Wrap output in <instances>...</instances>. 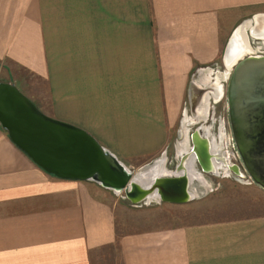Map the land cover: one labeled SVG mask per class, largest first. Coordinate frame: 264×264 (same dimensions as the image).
<instances>
[{
  "label": "crops",
  "instance_id": "0c3cea01",
  "mask_svg": "<svg viewBox=\"0 0 264 264\" xmlns=\"http://www.w3.org/2000/svg\"><path fill=\"white\" fill-rule=\"evenodd\" d=\"M60 4L73 2L0 0V65L12 76L4 81L13 80L31 97L7 70L8 64L47 80L54 105L51 112L39 106L44 113L86 129L116 157L132 164L165 150L193 70L217 60L222 41L240 19L264 12V0H90V7L118 6L120 12L103 8L90 13L86 87L84 81L70 77L69 62L59 72L53 48L50 51L47 8ZM134 5L144 9L128 13L127 7ZM263 26L264 21L259 28L264 30ZM217 73L214 79L207 75L193 80L197 119L210 116L208 99L219 94L222 83ZM206 85L210 92L201 96L198 90ZM68 101L72 112L63 105ZM181 131L179 146L186 150L190 133L186 123ZM199 135L209 139L220 160H213L212 174L232 181L222 179L225 184L214 188L191 156L183 161L184 170L169 176L183 177L186 198L162 202L197 209L196 204L216 190V198L235 197L237 207L213 216L196 213L199 219L187 213L181 224L126 232L119 236L123 264H264V189L228 168L229 154L219 151L225 148L224 135L227 139L224 127L215 137L208 132ZM165 158L144 164L134 181L147 187L153 177H166L160 169ZM103 190L95 181L61 179L43 171L0 127V264H91L93 251L112 244L117 236L116 207Z\"/></svg>",
  "mask_w": 264,
  "mask_h": 264
},
{
  "label": "water",
  "instance_id": "95a60500",
  "mask_svg": "<svg viewBox=\"0 0 264 264\" xmlns=\"http://www.w3.org/2000/svg\"><path fill=\"white\" fill-rule=\"evenodd\" d=\"M256 14L251 17L252 26ZM241 24L229 35L222 54L224 65L230 68L225 93L227 111L241 163L248 177L264 189V55H245L227 64L232 58L235 30ZM248 31L252 36L251 30ZM190 86L188 99L192 106L197 94L191 90L192 82ZM221 89L216 97H210L219 99L223 86ZM199 93L203 95V89ZM0 127L39 168L55 177L90 180L114 190L124 189L135 201L152 197L158 181L162 197L186 198L185 181L177 177L167 180L153 177L147 187L138 185L130 177L131 171L90 132L47 115L12 81H0Z\"/></svg>",
  "mask_w": 264,
  "mask_h": 264
},
{
  "label": "rangeland",
  "instance_id": "374dc122",
  "mask_svg": "<svg viewBox=\"0 0 264 264\" xmlns=\"http://www.w3.org/2000/svg\"><path fill=\"white\" fill-rule=\"evenodd\" d=\"M62 1L65 4L68 1H72L73 4L65 6V5H61L62 4L61 3L58 6H52L50 8L49 7L47 8L48 14L49 15L51 14L50 20L47 21V27L48 29L50 28V26L52 27L51 28L52 36H49L50 37L49 40L51 41L53 47L52 46L50 47V51L52 48H53L52 51L53 50L55 51V52L53 51V53L55 54L54 61L57 65L60 66L58 68L59 69L61 68L59 72H63L64 65L68 66L67 63L69 62L70 66H72V68L69 70L70 77L77 78L80 83H83L84 81V84H87L85 85L87 87L90 86V13L93 14L99 11L102 12L103 8H105V12L116 13V12H120V7L105 6V7H100V9H98L97 7H90V0H62ZM86 1H88L89 4H86L85 3ZM141 9L144 8L138 5H134L131 7H127V12L139 13ZM258 13H264V12H258ZM252 15L253 14L250 15L249 13L248 15L244 16V18L240 19V21H238L236 24L239 25L244 21L251 19ZM148 23H149V27L152 28L151 21ZM146 25L148 24L145 23L144 26ZM237 25H235V27ZM66 32L69 33L67 34ZM227 39L228 37H226L224 41H222V48L220 50V54L214 63H211L210 65H205L201 68L198 67L194 69L192 74L190 75V81L186 91L187 95L182 110L180 112L178 121L174 125V127L170 128V133L167 137L166 146H164L166 147L165 150L162 149L161 151L156 153L160 155V157H157L158 155H154L153 159H149L148 161H136V164L129 163V161L117 157L118 160H120L131 171L130 174L131 178L134 179V176L141 171V168L143 166L151 165L149 164L150 162L152 163L153 160L156 161V159H160L164 155L168 157L169 160L172 161L171 162L172 164L175 162L177 163L178 158L180 157L179 153L187 151V149L186 150L183 149L185 148L184 146H182L183 144L181 145L182 147L179 146V142H181L183 139L181 126L185 123L192 131L200 126L207 127V125H209L211 129L207 130V132L208 135L210 133L211 136L213 137L218 135L220 131L219 125L223 123L224 131L225 134L227 135V139L228 137L231 139L232 134L230 130V125L227 122L228 118H227V104H226V94H225L228 76L227 78H223L224 75L225 77L226 75H229L230 71L227 70V67L224 65V62L222 60V54ZM250 44L255 48V50L252 53H248L246 55H264V40H259L250 36ZM4 67L5 65H0V81H4L9 77L7 76L8 74L5 73ZM6 68L11 74L13 73L15 81L18 82L19 86L22 88L24 92H26V94H29V96H31L29 98L38 107L40 106L44 110L51 112L49 110V107L53 106L54 102L52 99V95L47 80H42L41 78H39L36 75H33L27 70L20 69L12 64H8ZM64 72H68V71L64 70ZM216 72H218L217 74L218 76H220V79H222V83H223L222 85L223 96L221 102L219 103V112H217L214 117H212V113H211L206 121H203V119L200 118L196 122H190V120H188L187 118L188 115H190L193 119L194 118L197 119L199 117L195 113L196 107L194 110L193 107H191L190 103H188V93H189L190 83L194 79L199 80L201 79L200 77L205 78V76L207 75L209 76L211 75L210 79H214ZM9 78H12V76ZM72 103L74 104V102ZM63 105L68 109L67 110L68 112H72V110L70 109L71 105L69 101L63 103ZM185 119L186 121L184 122ZM73 120L81 123L85 122L84 118L82 119L73 118ZM87 120L88 119L86 118V121ZM203 128L200 130L201 134L205 133ZM227 139H225V135H224L223 141L226 142ZM225 152H227L226 154H230L231 150ZM236 152H235L236 158L231 156L230 157L231 159L230 158L228 159L233 165H236V169L239 171L237 174H239L241 177L242 175L248 176L247 172L245 171L241 163V158L239 155L237 156ZM218 171L219 174H222L221 169H219ZM236 172L234 171V173ZM204 177L210 180L212 179L211 181L213 183L214 188L218 186L217 183L219 184V186L221 183L225 184V182H221L225 179L231 180V178H224L222 175H214L212 173H204ZM224 184H222L223 187ZM96 185H99V187H101L102 190L104 189L103 190L104 193L109 195L110 200L113 202V204L116 207L117 236L115 242H113L112 244L93 251V253L91 254V264H123L121 251H120L121 249H120L119 236L125 234L126 232H135V231L145 230L148 228L163 227L169 224H181L182 222L185 221L184 219L188 218L189 214L187 213H195L192 214L195 219H199V217H195L196 213H200L201 216L219 215L221 214L220 212L222 210L229 212L231 211L232 208L234 207L236 208L238 205V200L235 197L216 198L217 195H219L216 194V190L207 193L209 194V196L211 195L210 198L204 200L201 204H196L197 206L200 205L199 208L189 209V208H184L183 205L181 204H171V203L162 202L160 200L155 199V197L154 198L147 196L144 198L140 197L137 201H135L134 199H132V197L129 194H127V192L124 189L114 190L109 187H104L97 182ZM197 202L198 201L194 203Z\"/></svg>",
  "mask_w": 264,
  "mask_h": 264
},
{
  "label": "flooded vegetation",
  "instance_id": "af4514ba",
  "mask_svg": "<svg viewBox=\"0 0 264 264\" xmlns=\"http://www.w3.org/2000/svg\"><path fill=\"white\" fill-rule=\"evenodd\" d=\"M216 96L217 95H215V97ZM222 96L219 99H217V100L214 97H209V99H208L209 106H208L207 112L209 113V115L212 113V117H214L216 115V113L219 112V103L221 102ZM188 101H189V99H188ZM191 102L192 101L190 100L189 101L190 105H191ZM226 104H227V102H226ZM227 118H228V111H227ZM201 119H203V118H201ZM196 121H198V119H196L193 122H196ZM203 121H206V120L203 119ZM227 122L230 125L229 118H228ZM219 123H221V122H219ZM202 128L203 127L200 126V127L196 128L193 131L190 130L189 140H188L187 143H185V146H188L187 147V151L183 152V155L178 158L177 163L175 162V163L172 164L171 163L172 161L169 160L168 157H166L163 166L160 168V169L163 170V172H164L163 175L166 176V177H161V174H160V176H157V177L155 176V178H157V179H166V180L170 179L171 177H169V176H174L176 173L180 172L181 170H184L185 167L183 166V161H185L186 159H189L191 156H193V159H194V162H195V164H194L195 167L201 173H214L215 174V172H214V170L212 168L213 160L215 162H219L220 160L216 159V153L217 152H213L212 144L209 141V139L199 135V132H200V130ZM210 129L211 128L209 126H207L206 128H203L204 132H207V130H210ZM222 129H223V127H220V130H222ZM230 130H231V128H230ZM227 141H228V143L225 142V144H224L225 148L224 149L221 148L219 151H221L222 154H224L225 153V151H224L225 149L231 150V153H230L231 155L229 154L228 157L230 158L231 156H233V157L236 158V155H235L236 146H235V143H233L234 140H233L232 135H231V139L228 137ZM236 154L238 156L237 152H236ZM224 161H226V159ZM227 166H228L229 169L239 172L236 169V165H233V164L230 163ZM177 178L178 179H183V177H178V176H177ZM158 184L160 185L161 182L157 181V187L153 188L154 191H155L153 195H156V197L159 200H161V201H171V202H177V203L183 202V200H179V199L174 200L173 198H169V197H165V196L162 197L158 193V188H159ZM165 184H167V183H165ZM174 184H177V181ZM166 187H169V184H167ZM175 187H178V186L175 185Z\"/></svg>",
  "mask_w": 264,
  "mask_h": 264
},
{
  "label": "bare ground",
  "instance_id": "6f19581e",
  "mask_svg": "<svg viewBox=\"0 0 264 264\" xmlns=\"http://www.w3.org/2000/svg\"><path fill=\"white\" fill-rule=\"evenodd\" d=\"M263 21H264V14L259 13V14L255 15V24L253 26L251 25V23H252L251 21L250 22L245 21L240 26L237 27V29L235 30L234 37L232 39V48H231V50H232V56L231 57L232 58L231 59L229 58L227 64L230 65L232 62H234L236 60L237 57H242L248 53H252V51H250V47L248 45V42L250 43V36H251V35H249L248 29L251 30V34H252L251 37H253V38L256 37V38L264 40V30H261L259 28V25ZM244 31H246V35L244 34L245 33ZM226 67H227V70L230 71L229 66H226ZM227 76L228 75H226V78H227ZM221 86H222V83H221V85H219V91L222 92ZM205 87H208L209 90L203 89L204 94L202 95V93H201V96L206 97V94L210 92V86L206 85ZM192 89H194V82L193 81H192L191 90ZM192 92H193V90H192ZM196 103H195L196 104L195 106H197L199 104L198 102H196ZM192 106H194V105H192Z\"/></svg>",
  "mask_w": 264,
  "mask_h": 264
}]
</instances>
